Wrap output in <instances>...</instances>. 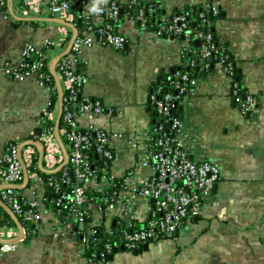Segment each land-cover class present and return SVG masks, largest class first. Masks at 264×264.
I'll return each instance as SVG.
<instances>
[{
  "label": "crops",
  "instance_id": "1",
  "mask_svg": "<svg viewBox=\"0 0 264 264\" xmlns=\"http://www.w3.org/2000/svg\"><path fill=\"white\" fill-rule=\"evenodd\" d=\"M28 1L31 6L5 0V8H0V157L10 143H21L34 133L50 94L34 75L16 78L6 73L4 63L19 60L25 43L41 48L45 39L60 41V54L71 53L73 29L48 13V0ZM142 1L155 3L165 14L205 1L217 5L215 39L226 45L243 87L258 102L248 115L236 107L231 79L219 62L199 74L195 91L177 107L184 125L182 143L193 160L216 164L220 181L205 199L201 213L175 236L144 244L147 248L143 245L136 253L120 249L106 264H264V0ZM69 2L71 7L76 5L74 0ZM65 21L78 34L75 21ZM118 30L128 40L123 50L98 44L84 46L77 67L84 79L82 96L100 101L104 109L100 114L79 115L77 125L107 131L114 153L104 175L89 179L86 187L108 189L110 177L123 180L128 176L126 189L120 190L117 203L104 218L106 225L144 223L150 214V200L131 196V191L153 175L151 165L143 160L153 125L148 95L156 79L171 73L183 55L180 40L159 36L127 15L120 19ZM57 112L58 106L51 114L54 120ZM61 135L59 130L65 147ZM28 149L36 150L33 146L22 150ZM63 160L53 136L46 145L43 167L55 169ZM32 185L20 192L29 201L35 199ZM36 208L34 234L28 241L10 245L0 264H92L85 257L82 238L61 223L43 201H38ZM94 209L92 217L97 221ZM11 229V237L16 236V225Z\"/></svg>",
  "mask_w": 264,
  "mask_h": 264
},
{
  "label": "built area",
  "instance_id": "2",
  "mask_svg": "<svg viewBox=\"0 0 264 264\" xmlns=\"http://www.w3.org/2000/svg\"><path fill=\"white\" fill-rule=\"evenodd\" d=\"M5 0H0V8ZM19 6H31L28 0H18ZM73 7L69 0H48V13L56 18L64 20L82 19L85 27L78 32L71 47L69 55H63L57 61L55 67L59 66L60 76L64 87L69 90V100H76L80 97L78 108L73 111L67 110L63 116L66 122V128L62 129L65 138V147L68 153V162L72 166L75 176V185L70 194L61 193L58 202L69 199L68 215L61 217L60 222L71 228L72 223H83V218L88 217L85 210L79 206L86 201V182L89 179H96L94 171L91 169L89 149L94 147L96 152L104 158L102 172L114 153L109 142V133L102 129L87 128L81 129L77 125V117L87 112L100 114L104 109L102 103L93 100L90 97L82 96L84 79L77 71L80 60V53L84 46L98 44L101 46H111L114 49L123 50L128 43L126 36L118 30L120 22V3L128 5H139L140 0H74ZM93 5H96L99 11H93ZM202 10L197 12L199 19V29L191 28L189 20L184 15H161L156 17L159 26L154 32L163 37H173L182 43L183 51L192 49V40H200L198 52L193 51V57L189 60L190 66L199 64V70L205 71L210 66L211 61L223 64L231 79V92L235 95L238 91L237 83L233 81L232 66L226 63L223 54V48L215 40L214 22L219 14V8L211 1L202 3ZM142 6L138 10L136 21L140 27H149L145 12L153 11L150 7L146 9ZM210 16V17H208ZM60 41L45 39L43 46L38 48L31 43H25L22 48V56L17 61H6L4 70L6 73L16 78H22L26 75H34L37 80L43 84L42 79L46 77V68L51 59L57 54ZM57 52V53H56ZM195 54V57H194ZM33 59V62L29 60ZM56 73V70H55ZM57 75V73H56ZM199 77L191 70H178L171 81V90H165L161 93V87L154 84L153 90L148 95V100L153 103L154 109L159 117L165 118L168 125H152L151 135L146 144V153L143 157L144 163L152 167L153 175L142 181L132 192L131 196L141 195L152 203L149 216L141 229L131 228V223L126 224L117 240L116 247H123L128 251H135L140 245L155 242L157 240L173 237L184 228L193 218L197 217L203 208L205 199L212 193L214 185L220 181L219 167L208 160H193L185 150L182 143L184 125L179 117L173 115V109L177 104L192 94L198 84ZM44 85V84H43ZM258 98L255 95L247 93L241 105V112L250 114L256 110ZM49 118L51 114L45 112ZM39 125H44V118L40 119ZM53 138V129L44 128L37 139L45 145L51 144ZM20 142L10 143L3 155L0 157V186L21 184L23 180V164L27 167L31 162L33 150H22L19 158L18 147ZM28 172V171H27ZM104 174H102L103 176ZM28 176H34L32 192L33 201H27L29 209L24 212L27 221L34 222L37 219V213L34 211L38 201H44L43 192L39 191V183H42L36 173H29ZM128 177V176H127ZM127 177L122 180L120 190L126 189ZM109 188L117 186V179L110 177ZM52 182H50L51 184ZM13 188L0 190V199L15 214L21 211V204L18 195ZM119 190V192H120ZM97 191L103 192V188H97ZM119 192H113L116 197H100V203L95 206L94 211L98 215L97 221H93L91 214V223L93 225L102 223L108 213L114 208L119 199ZM57 214V213H56ZM58 215V214H57ZM0 217H2L0 215ZM106 225V224H105ZM107 231L111 234L109 225H106ZM80 233H84L81 231ZM11 227L4 226L0 228V236L10 238L12 236ZM87 242L85 237L82 238ZM9 244L0 243V257L8 251ZM106 249L110 250V245L106 244ZM103 260V259H102ZM91 261V260H90Z\"/></svg>",
  "mask_w": 264,
  "mask_h": 264
},
{
  "label": "trees",
  "instance_id": "3",
  "mask_svg": "<svg viewBox=\"0 0 264 264\" xmlns=\"http://www.w3.org/2000/svg\"><path fill=\"white\" fill-rule=\"evenodd\" d=\"M142 0H140L141 2ZM143 2V1H142ZM142 2L139 5H128V3H120V13H119V19H122L124 15H127L128 18L135 19L138 14L139 8L142 6ZM5 2L2 8H5ZM146 5V9L152 7L153 11H147L145 12V16L148 20L149 27L152 30L157 29V27L160 25L159 21L156 17L161 16V15H167L168 17H172L173 15H184L190 23L191 28L199 29L202 27L198 26L199 19L197 17V12L202 10L201 4H191L188 6H185L183 8H175L172 13L170 14H165L164 11H162L160 8H158V5L155 3L148 4L144 3ZM219 16V14H218ZM218 16L216 18H218ZM210 17V16H208ZM211 18V17H210ZM76 23V26L78 28V31L81 32L82 29L85 27V22L82 19H76L74 20ZM214 32V30H213ZM215 37V36H214ZM216 40V39H215ZM217 41V40H216ZM218 42V41H217ZM219 43V42H218ZM219 45L222 46L223 48V54L226 56L225 61L226 63H229L232 66V76H233V81L237 83L238 91L234 95H232V99L236 107L241 111V103L247 96V90L246 88L243 87L242 84V78L238 74L237 67L235 64V61L233 60L231 54L226 48V45L219 43ZM198 52L199 50V45L196 46L194 44V40H192V49L183 51L182 55V60L181 63L174 68V70L171 73H167L165 75H161L156 79V82L153 83L157 84L161 87V93H164L165 90H171L170 84L171 81L173 80L174 74L180 70V71H186V70H191L193 73H195L196 76H199L201 72H206L209 70L215 63L216 61H211L210 66L208 69L205 71H200L199 70V64L197 63L195 66H190L189 60L193 57V51ZM195 57V54H194ZM29 62H33V59L29 60ZM57 77L58 74L60 73L59 71V66L57 65L55 67ZM46 77L42 79V82L45 86L48 87L49 89V100L46 106V113L48 114H54L57 106H58V91L56 87V82L53 74L49 70V68H46ZM78 73H81L79 69L77 68ZM203 74V73H201ZM58 79L61 82V88H62V115L60 118L59 122V130H62L66 128V122L63 119V116L67 110L73 111L78 108V103L80 101V97H77L76 100H69V90H67L64 87L63 81L61 77L59 76ZM151 86L150 92L153 90L154 86ZM149 92V93H150ZM95 100V99H93ZM148 107L149 110L151 111L152 114V123L153 125H158V124H163L164 126L168 125V123L165 121V118L159 117L158 114L156 113L154 109V105L150 100H148ZM178 104L177 106L173 109V115L176 117H179L178 115ZM248 115V114H246ZM44 118V125H38L34 133H32L30 136L26 137L25 139H36L37 135L41 134V131L44 128H49L53 129L54 127V118H49L47 115L43 114ZM83 130V129H82ZM39 132V133H38ZM63 141H65L64 135L62 133L61 135ZM24 140V139H23ZM21 140V141H23ZM89 155H90V161H91V169L94 171V174L97 179H100L102 177V168L104 166V158L101 157L95 150L94 147H91L89 149ZM38 152L35 150L31 154V162L30 164L26 167L27 171L29 173H36L40 179L43 180L44 182V204L50 208L54 213H57L59 218L64 217L66 218L68 215V208H69V199H65L61 202H58L59 195L61 193H66L70 194L71 189L75 185V176L72 171V166L68 162L64 167H62L59 171L49 174L41 171L38 168ZM109 168V162L106 166V169ZM50 182H52L50 184ZM122 179L117 180V186L114 188H104L103 192L97 191V189H88L86 187V201L80 205L79 207L82 210H85L88 217L85 216L83 218V223L75 222L72 223L71 229L80 237L83 238L85 237L87 239V242L85 243L86 248H85V257L88 260H91L92 264H106L107 262L110 261L112 256L120 251V247H116V244L118 243L119 236L121 235L122 231L126 229V224L121 223L119 224L118 222L116 223H110L109 227L112 233L110 234L109 231L106 229L105 221L104 219L101 220L102 223L95 224L93 225L91 222V214L93 211V208H95L96 205L100 203V197L104 196L106 198H111V197H116L117 194L113 195V192L116 191L119 192L121 186H122ZM33 184V180L29 179L28 186L31 187ZM17 195H18V200L20 202L21 206V211L19 213H16V216L20 223L22 224L26 237L25 241H28L31 236L35 232V222L27 221L24 217V212L29 209V205L27 203V198H25L23 195L20 194L21 190L15 189L14 190ZM37 213V208L34 210ZM0 214L2 217H0V228L7 226V227H15L14 221L11 219V217L3 211V209L0 207ZM131 228L128 229H141L144 223H140L137 221H134L131 223ZM81 231H84L85 234L80 233ZM106 244L110 245V250L108 251L106 249ZM149 244V243H148ZM143 249V245H140L135 251L140 252ZM103 259V260H102Z\"/></svg>",
  "mask_w": 264,
  "mask_h": 264
},
{
  "label": "water",
  "instance_id": "4",
  "mask_svg": "<svg viewBox=\"0 0 264 264\" xmlns=\"http://www.w3.org/2000/svg\"><path fill=\"white\" fill-rule=\"evenodd\" d=\"M56 22L58 23H61L63 25H66V26H69L73 29V32H74V35L71 39V42L69 44V50L71 49L72 47V44L76 38V29L75 27L65 21L64 19H61V18H56L55 19ZM138 24V23H137ZM139 25V24H138ZM194 44L196 46H198L200 44V40L198 38H195L194 39ZM66 53H62L60 55H57L55 56L51 61H50V64H49V69L51 71V73L53 74L54 78H55V81H56V87H57V91H58V112H57V115H56V118H55V122H54V127H53V136L54 138L58 141L59 143V146L63 152V157H64V160L63 162L58 166L56 167L55 169H45L43 167V158H44V155H45V151H46V145L39 139H26L24 141H22L20 144H19V147H18V154H19V158L20 160L22 161V157H21V152H22V149L24 147H28V146H33L35 147L36 151L38 152V155H39V158H38V168L45 172V173H49V174H52V173H55L57 171H59L62 167H64L67 163H68V153L64 147V144L59 136V122H60V118H61V115H62V89H61V86H60V83H59V80H58V77L55 73V65L57 63V61L59 60V58L63 55H65ZM251 117L253 119L256 118V114H251ZM39 133V132H38ZM23 164V180H22V183L21 184H11V185H2L0 186V190L1 189H5V188H13V189H18V190H23L25 188H27L28 186V182H29V176H28V172H27V169ZM214 188H215V185H214ZM0 207L11 217V219L14 221L17 229H18V234L14 237H11V238H3L0 236V243L2 244H9V245H14V244H17L19 243L20 241H23L26 237V234H25V231H24V228L22 226V224L20 223V221L18 220L16 214L5 204L3 203V201L0 199ZM147 248V245H144V249ZM120 249H123V247L121 246ZM134 253H136L134 251Z\"/></svg>",
  "mask_w": 264,
  "mask_h": 264
},
{
  "label": "clouds",
  "instance_id": "5",
  "mask_svg": "<svg viewBox=\"0 0 264 264\" xmlns=\"http://www.w3.org/2000/svg\"><path fill=\"white\" fill-rule=\"evenodd\" d=\"M98 2H102V0H98ZM93 11H99L100 9H98L97 7H96V5H93V9H92Z\"/></svg>",
  "mask_w": 264,
  "mask_h": 264
}]
</instances>
